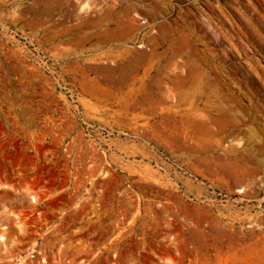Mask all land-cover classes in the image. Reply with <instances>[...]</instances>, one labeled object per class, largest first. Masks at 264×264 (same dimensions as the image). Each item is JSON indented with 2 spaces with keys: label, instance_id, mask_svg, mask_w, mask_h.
I'll return each mask as SVG.
<instances>
[{
  "label": "rangeland",
  "instance_id": "rangeland-1",
  "mask_svg": "<svg viewBox=\"0 0 264 264\" xmlns=\"http://www.w3.org/2000/svg\"><path fill=\"white\" fill-rule=\"evenodd\" d=\"M0 215V264H264V0H0Z\"/></svg>",
  "mask_w": 264,
  "mask_h": 264
},
{
  "label": "built area",
  "instance_id": "built-area-1",
  "mask_svg": "<svg viewBox=\"0 0 264 264\" xmlns=\"http://www.w3.org/2000/svg\"><path fill=\"white\" fill-rule=\"evenodd\" d=\"M28 200L30 204L34 206L33 208H37V206L43 204V201L45 200V198H39V196H37L36 194H30V196H28ZM40 212L41 211L38 210L36 213L39 214ZM8 231H9V224L7 221H4V219H2L0 215V250L4 248V246H6L5 241H6V236L8 234ZM13 264H16V263H13Z\"/></svg>",
  "mask_w": 264,
  "mask_h": 264
}]
</instances>
